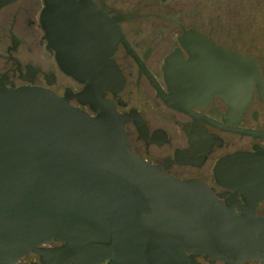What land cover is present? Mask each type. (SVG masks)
<instances>
[{
	"label": "water",
	"instance_id": "water-1",
	"mask_svg": "<svg viewBox=\"0 0 264 264\" xmlns=\"http://www.w3.org/2000/svg\"><path fill=\"white\" fill-rule=\"evenodd\" d=\"M44 2L41 22L58 65L85 84L77 96L96 114L49 89L0 86V264H26L20 259L30 252L38 260L28 264L264 261V224L222 206L202 182L142 161L103 99L118 78L107 56L126 43L118 22L132 15L108 18L91 0ZM179 41L188 59L172 53L163 67L171 105L217 94L244 106L254 84L264 101L256 59L193 30Z\"/></svg>",
	"mask_w": 264,
	"mask_h": 264
},
{
	"label": "flooded vegetation",
	"instance_id": "flooded-vegetation-1",
	"mask_svg": "<svg viewBox=\"0 0 264 264\" xmlns=\"http://www.w3.org/2000/svg\"><path fill=\"white\" fill-rule=\"evenodd\" d=\"M91 1L108 18L118 12L132 15L118 22L126 43L118 41L107 56L118 78L103 94L124 120L131 151L176 180L202 182L222 206L264 224V157L253 148L256 144L264 151V101L258 87L253 85L244 106L234 107L217 94L174 106L168 102L173 93L163 68L169 54L188 59L179 41L187 30L256 59L263 78L264 48L248 47L237 35L215 30L205 18L177 15L178 5L168 6V0ZM44 7V0H0V86L49 89L95 115V109L77 96L85 84L58 65L41 22ZM36 260L38 255L30 252L20 263ZM236 264L264 261L251 258Z\"/></svg>",
	"mask_w": 264,
	"mask_h": 264
},
{
	"label": "rangeland",
	"instance_id": "rangeland-1",
	"mask_svg": "<svg viewBox=\"0 0 264 264\" xmlns=\"http://www.w3.org/2000/svg\"><path fill=\"white\" fill-rule=\"evenodd\" d=\"M185 19L205 18L215 30L237 35L251 48H264V0H168ZM27 262V261H26Z\"/></svg>",
	"mask_w": 264,
	"mask_h": 264
}]
</instances>
